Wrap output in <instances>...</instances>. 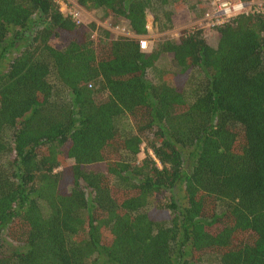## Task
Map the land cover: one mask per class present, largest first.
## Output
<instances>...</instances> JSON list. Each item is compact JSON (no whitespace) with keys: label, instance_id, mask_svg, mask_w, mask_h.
<instances>
[{"label":"trees","instance_id":"obj_1","mask_svg":"<svg viewBox=\"0 0 264 264\" xmlns=\"http://www.w3.org/2000/svg\"><path fill=\"white\" fill-rule=\"evenodd\" d=\"M75 3L135 35L146 11L163 30L206 8ZM210 29L142 51L52 0H0V264H264V12Z\"/></svg>","mask_w":264,"mask_h":264},{"label":"rangeland","instance_id":"obj_2","mask_svg":"<svg viewBox=\"0 0 264 264\" xmlns=\"http://www.w3.org/2000/svg\"><path fill=\"white\" fill-rule=\"evenodd\" d=\"M67 1L69 3L71 10L76 11L78 13L77 20H79L80 22L87 23L90 21H94L96 25L110 30L114 36L123 35V36H129V37L133 36L134 37V35L129 30V28L127 26V21L125 19H119V20H116L115 22H113L109 19L101 20V18H100L101 12L100 11L85 10V9L79 7L75 3V0H67ZM226 1H233V0H226ZM241 1L248 2V0H241ZM199 3L205 4L206 8H205L204 13L202 14L201 17H195V15L189 14L191 21H189L186 25H190V26L195 25V26L202 27L205 40L207 42H209L210 44H213L215 42V35L213 33V30L210 29L211 24H210V18H209L211 15V12H213V8H212L209 0H199ZM258 3L259 4H256L255 7L257 9H263L264 10V2H258ZM250 7L246 8V10H248ZM154 18L155 17L153 16V14H150L148 11H146V13H145V28L147 30V34L145 35V37L143 36L148 41L146 50H148V48H150V46H152V44L155 42V40L160 38V37H168V36L169 37H176L179 33V30L182 27H184L182 25H180V26L175 25V27L160 30L157 28V26H155V22L153 21ZM97 34H98V30L97 31L94 30L92 32L93 36H96ZM140 37H142V36H140ZM14 54H15V50H11L9 53H7L9 58L12 57ZM138 157L139 158L142 157V153H139ZM176 195H178L179 197L182 195L181 185L178 186V188L176 189ZM15 246L16 245L14 244V242L9 240L5 236V232H3L2 233L1 251L7 252L10 250H13V248ZM208 264H215V262L210 261Z\"/></svg>","mask_w":264,"mask_h":264},{"label":"built area","instance_id":"obj_3","mask_svg":"<svg viewBox=\"0 0 264 264\" xmlns=\"http://www.w3.org/2000/svg\"><path fill=\"white\" fill-rule=\"evenodd\" d=\"M52 1L58 5L60 12L71 16L76 21H79L77 20L78 13L76 11L71 10L67 0H52ZM209 2L213 8V12H211V15L209 17L211 24L210 26L214 24H219L239 12L247 11L246 8L250 6L251 7L248 9V11L264 12L263 9H257L255 7L256 4H259L258 2H264V0H248V2L241 0H233V1L209 0ZM138 47L142 51L146 50L147 40L145 38H139Z\"/></svg>","mask_w":264,"mask_h":264},{"label":"crops","instance_id":"obj_4","mask_svg":"<svg viewBox=\"0 0 264 264\" xmlns=\"http://www.w3.org/2000/svg\"><path fill=\"white\" fill-rule=\"evenodd\" d=\"M185 25H186V24H183L182 26H185ZM131 33L134 35V37L136 36L135 38H139L140 36H142V37H140V38H144L145 35L147 34V33H146L145 35H135L133 32H131ZM143 36H144V37H143ZM130 37H131V36H130ZM132 37H133V36H132ZM147 42H148V41H147ZM148 49H149V48H148Z\"/></svg>","mask_w":264,"mask_h":264}]
</instances>
